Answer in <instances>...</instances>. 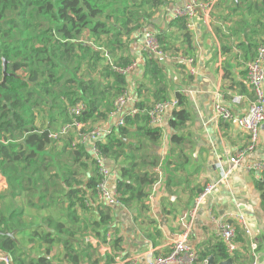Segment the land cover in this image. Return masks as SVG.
Wrapping results in <instances>:
<instances>
[{
	"label": "crops",
	"instance_id": "crops-1",
	"mask_svg": "<svg viewBox=\"0 0 264 264\" xmlns=\"http://www.w3.org/2000/svg\"><path fill=\"white\" fill-rule=\"evenodd\" d=\"M190 1L163 0L158 7L146 5L147 17L142 28L128 37L124 50L116 53V56L130 57L136 63L126 76L127 90L133 99L124 106L126 111L134 106L135 101H154L153 91L158 86L143 77L148 59H153L160 66L164 76L165 97L177 98L179 106L163 114L158 127L160 138L156 143H150L146 135L139 134L135 124L127 130L128 136L123 138V142L132 145L131 150L139 142L140 148L131 153H140L144 163L134 166V170L157 174V180L145 187L147 197L142 203L144 208L135 198L127 204L109 207L111 222L105 230V226H90L98 217L97 205L104 206L97 200L95 190L93 194L88 192L85 196V209L74 202L72 211L77 214L74 224L78 228L74 225L77 232L74 237H69L70 241L76 243L74 247L77 250L89 243L98 264H117L132 256L145 260L152 252L166 253L172 242L183 232L197 195L207 184L218 180L220 171L217 163L224 162L247 143V134L236 123L215 120L213 104L219 99L232 114L241 116L253 98L245 78V67L254 57L258 44L264 42V0H215L207 12L198 11L189 28L193 36L192 49L184 42L183 29L173 17L176 7ZM249 3H252L250 7ZM143 30L161 33V44L172 58L159 61L145 50L141 35ZM181 58H193V74L189 71L190 64ZM139 83L144 86L137 93ZM235 96H240L239 103L233 102ZM182 110L188 112L189 120L185 127L174 129L170 126V119L175 117L176 111ZM113 120L108 116L106 122H97L95 128L106 133L112 129ZM36 123L40 125V120H36ZM60 123L59 120L53 122V128ZM93 143V139L88 138L84 142V149L89 151ZM56 145L51 151L54 160L63 161V164L72 163L77 172H84L86 177L82 174L79 177L82 183L73 185L84 187L87 177L94 173L92 165L84 159H81L84 165L73 161L72 155L68 158L70 153L60 152V142ZM130 161L124 155L105 160L109 169L107 183L110 189L116 190L121 171L129 167ZM256 163L264 165V122L259 129L255 149L246 154L240 165L228 174L225 182L215 186L199 205L187 237V243L197 255L202 254L206 246H212L219 238V220L229 213L239 212L248 223V239H252L258 246L256 263L264 264V206L261 191L257 187L260 176L248 169V166ZM0 177L3 182L4 179L6 181L4 175L0 174ZM56 196L54 203L51 202L43 209L46 213L38 217V220L42 219L49 224L44 232L51 231V238L53 234L57 238L53 229L56 221H64L67 226L72 224L65 216L64 209L58 205L61 195ZM18 206L24 210L22 217L32 215L31 209L34 207L26 205L24 200ZM51 207L54 208L51 212L53 214L47 212ZM33 216L37 217L38 214ZM79 228L86 229L80 232ZM25 230L30 231L29 240L34 239L35 246L43 250L51 264H67L62 240L43 242L40 236L33 235L35 231L30 229L29 222ZM20 233L14 232L12 237L17 239ZM38 233L42 234L39 230ZM20 246L32 258L42 255H31L29 245ZM242 249L239 243L240 253ZM84 261L85 264H92L88 258H84ZM205 263L206 258L202 264Z\"/></svg>",
	"mask_w": 264,
	"mask_h": 264
},
{
	"label": "trees",
	"instance_id": "trees-1",
	"mask_svg": "<svg viewBox=\"0 0 264 264\" xmlns=\"http://www.w3.org/2000/svg\"><path fill=\"white\" fill-rule=\"evenodd\" d=\"M162 2L0 0V171L12 190L11 196L24 194V201L30 207L43 210L51 202L54 203L57 194L61 195L58 205L64 209L65 216L72 224L67 226L64 221H56L53 229L57 238L54 234L51 238L50 231L43 232L39 239L49 243L62 240L67 264H85L84 258L98 264L89 243L77 250L74 247L76 243L69 238L75 236L78 228L74 224L77 218L75 211H72L74 202L85 209V196L88 192L94 193L97 180L95 162L89 151L84 149V143L78 142V133L95 130L97 122H106L108 116L112 118L113 100L127 89L128 84L126 75L113 66L125 68L132 63L130 57L116 56V53L124 50L128 37L142 28L147 17L146 5L158 7ZM251 5L249 3L248 6ZM174 20H178V25L183 29L184 42L192 49L193 36L185 21ZM156 36L161 43V33ZM3 61L6 62L8 75L1 83ZM143 77L158 86L153 91V102L167 100L164 76L153 59H148ZM140 84L137 93L144 86ZM78 102L86 106L77 117L84 127L64 135L67 136L65 142L63 136L57 140L50 139V131L71 120L70 108ZM143 102L140 100L134 104L142 113L134 117L126 116L123 125L116 128L113 120L112 129L101 141H95L104 160L120 155L132 160L129 167L121 171L116 192L121 203L127 204L135 198L141 208H144L142 203L147 197L145 187L157 180V174L134 170V166L144 163L140 153H131L140 148L139 142L131 150L132 145L123 142V138L128 136L127 130L135 124L139 134L146 135L150 143L159 140V129L148 125L145 113L152 102ZM174 115L170 119V126L174 129L185 127L189 120L188 112L176 111ZM36 120H40V125ZM58 120L61 123L53 128V122ZM59 142L60 152L70 153L68 158L72 155L73 161L83 164L81 159H84L92 165L94 173L87 177L84 187L73 186L82 183L79 177L81 174L86 177L84 172H77L72 163L63 164V161L54 160L51 151ZM67 147L71 150H66ZM257 187L264 206V171L257 180ZM65 203L67 206H64ZM97 208L98 217L90 226L106 228L111 222L109 207L98 204ZM23 213L24 210L13 208L4 214L0 208V252L8 254L12 264H51L45 254L30 257L21 249L16 238L6 234L14 230L23 232L26 226L21 220ZM85 229L79 228V231ZM236 233L238 248L231 254L233 262L252 264L247 234L238 227ZM239 243L243 246L242 253L239 252ZM211 252L217 261L230 257L221 238H217L212 246H206L198 255V264H202Z\"/></svg>",
	"mask_w": 264,
	"mask_h": 264
},
{
	"label": "built area",
	"instance_id": "built-area-1",
	"mask_svg": "<svg viewBox=\"0 0 264 264\" xmlns=\"http://www.w3.org/2000/svg\"><path fill=\"white\" fill-rule=\"evenodd\" d=\"M215 0H208L207 2H200L191 0L181 6H178L173 11L174 19H183L186 23V27L189 29L192 27V20L197 15L198 11L207 12L212 8ZM144 49L150 52L156 59L163 61L168 58H172L170 54L164 50L162 44L158 40L155 33L149 30H143L142 33ZM190 64V73H194L195 69L192 66L193 58H181ZM136 63H132L125 68H116L120 73L126 75L130 69ZM245 78L247 84L251 90L253 98L248 104L246 112L241 116H235L231 110L222 104L219 99L213 104V115L215 120L223 122H231L237 124L248 136L247 143L236 150L232 155L228 156L224 162H218L220 176L217 181L207 184L204 189L197 195L194 201L192 211L184 225V230L180 236L174 240L169 247L168 251L164 254L150 253L147 258L141 259L138 256H132L118 262L117 264H198V255L196 251L190 247L187 243V237L191 232L192 219L196 214V211L204 199L205 195L208 194L215 186L219 183L225 182L228 174L240 165L246 154L252 152L257 144V138L261 124L264 122V42L258 44L255 56L252 60L246 64ZM133 101L129 95L128 90H124L121 94L115 97L113 100V110L111 113L114 119V126H121L124 123L126 116L134 117L135 115L142 113L136 106L131 107L129 110H125L124 106L127 102ZM136 102V101H135ZM234 103L240 102V96L233 98ZM179 106L177 98H170L167 100H160L152 102L149 109H146L148 117V125L153 128H158L161 125L163 114L170 109H175ZM86 106L82 102L76 103L70 108L72 115L71 120L64 125L58 127L55 130L49 132L48 137L52 140H57L61 136H64L72 130L80 131L84 124L77 120V117L85 110ZM107 133V132H106ZM102 131L95 129L88 133L78 134V142L84 143L88 138L93 139V145L89 149L95 166L97 180L94 186V190L97 196V200L104 206L111 207L120 204L118 199V193L116 190H112L108 187L109 169L105 165L104 156L95 144V141H101L105 134ZM264 165L262 163H256L248 166L249 170H253L258 174V177L263 172ZM3 181L0 177V187ZM183 219V218H182ZM241 228L245 231L247 236H250V229L248 223L243 215L239 212L229 213L226 217H223L218 222L219 238L223 241L227 252L231 254L238 248L236 243V228ZM249 254L252 257V264H257V244L250 239L249 240ZM0 264H12L11 258L8 254L0 252Z\"/></svg>",
	"mask_w": 264,
	"mask_h": 264
},
{
	"label": "rangeland",
	"instance_id": "rangeland-1",
	"mask_svg": "<svg viewBox=\"0 0 264 264\" xmlns=\"http://www.w3.org/2000/svg\"><path fill=\"white\" fill-rule=\"evenodd\" d=\"M66 138H67V136L62 137L63 142H65ZM70 150L71 149H69L68 151H70ZM0 174H2L1 171H0ZM2 176H3V174H2ZM11 193H12V190L10 187H8V182H6L4 179V182H3L2 186L0 187V208L4 214H5V212L8 213V211L10 209L19 208L18 203L21 200H24V194H22L21 197H20V195L12 197ZM17 197H20V198H17ZM53 210H54V208L52 209V207H51L50 209H48L47 212H49L50 214H53V213H51V212H53ZM42 212H43V210L33 208V209H31V214H32L31 216L30 215L28 217L23 216L21 219L25 224L28 222L30 223V229L34 230L35 234H37V236H41V235H39L38 230L41 231V233H43L44 231H46L45 227H47L49 225L45 221H43L42 219L38 220V217L40 215L46 213V212H43V213ZM54 213L57 214L56 212H54ZM34 214H38V216L34 217L33 216ZM14 231L10 232V233L14 234ZM29 234H30V231H28V230H25V231L21 232L20 234H18V238H17L18 243L22 244V246L23 245L24 246L29 245V249L31 250V253H30L31 255H37V254L44 255L43 250H40V247L35 246L34 239H32L33 241L29 240V238H28ZM35 234H33V235H35ZM248 262H249V260H248Z\"/></svg>",
	"mask_w": 264,
	"mask_h": 264
},
{
	"label": "water",
	"instance_id": "water-1",
	"mask_svg": "<svg viewBox=\"0 0 264 264\" xmlns=\"http://www.w3.org/2000/svg\"><path fill=\"white\" fill-rule=\"evenodd\" d=\"M2 72H3V76H2L1 83H4L6 80V76L8 75V73L6 72V62L5 61H3ZM6 234L9 236L13 235V233H6ZM205 264H234V262H233V258L231 256L224 259V260L216 262L215 256L211 254V255L206 257V263Z\"/></svg>",
	"mask_w": 264,
	"mask_h": 264
}]
</instances>
